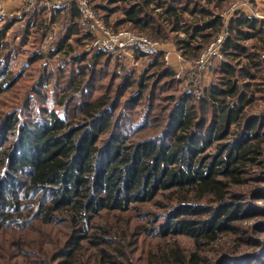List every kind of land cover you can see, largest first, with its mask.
Masks as SVG:
<instances>
[{
	"label": "trees",
	"instance_id": "1",
	"mask_svg": "<svg viewBox=\"0 0 264 264\" xmlns=\"http://www.w3.org/2000/svg\"><path fill=\"white\" fill-rule=\"evenodd\" d=\"M234 1L93 9L194 63ZM69 7L0 19V264H264V212L248 204L264 200L261 22L231 18L219 79L202 89L161 56L111 71Z\"/></svg>",
	"mask_w": 264,
	"mask_h": 264
},
{
	"label": "built area",
	"instance_id": "2",
	"mask_svg": "<svg viewBox=\"0 0 264 264\" xmlns=\"http://www.w3.org/2000/svg\"><path fill=\"white\" fill-rule=\"evenodd\" d=\"M20 5L12 13L8 9H5V5L0 0V19L5 20L13 15L21 16L23 13L36 14L42 9L47 10L49 14L60 9H68L71 4L77 6L79 13V21L82 26L93 35V41L86 47V51L90 54L106 52L112 55L127 54L132 58L133 65L138 66L136 55L140 54L145 58L163 57L165 63L173 68L171 63L170 52L162 47V43L152 40L145 36H140L132 31L119 30L116 31L112 27L106 26L102 17L93 9L89 0H19ZM249 0H236L229 9L222 14L221 18L224 20V28L220 35L210 43L206 49L202 52L200 57L191 63L194 64L200 73L207 72L220 64L224 60V45L229 38V22L231 18L238 14H245L251 17H255L264 26V11L253 10L251 8ZM55 32L50 33L42 45V50L50 45L55 40ZM118 56V55H117ZM177 58L180 62V66L174 70L176 72L177 79H184L186 76V65L182 60V57L177 53ZM261 61L264 66V50L261 53ZM184 63V64H183ZM189 64V63H188Z\"/></svg>",
	"mask_w": 264,
	"mask_h": 264
},
{
	"label": "rangeland",
	"instance_id": "3",
	"mask_svg": "<svg viewBox=\"0 0 264 264\" xmlns=\"http://www.w3.org/2000/svg\"><path fill=\"white\" fill-rule=\"evenodd\" d=\"M251 3V8L249 9H253V10H262L264 11V0H249ZM7 2H9V5L12 6L14 3H15V6L13 5L11 7V9H8L5 5V2H4V5H5V9H8L9 12H13L14 10H16L17 7H19V5L21 4L19 0H7ZM94 2V3H93ZM100 2V0H93L91 1V4L92 6H96V4ZM230 7V6H229ZM229 7L225 10H223L221 13L227 11L229 9ZM103 14V13H102ZM115 23L114 19H112L110 25L111 27H113V24ZM262 25V28L264 29V26H263V23H261ZM125 28H122V30H124ZM146 37V36H145ZM256 41L255 40H251V41H248L246 44L247 46H253L254 44H258V45H261V42L259 43H255ZM168 45H173L172 43H163L161 46L164 47V48H167ZM176 50V49H175ZM118 55V56H117ZM90 56H92V54H90ZM110 56H112V59L110 60V66H109V69L111 71L114 70L115 68V65L118 64L119 66H125L126 67V71H130V70H133V69H137L138 71L140 70L139 68V65H140V60L138 61V66H135L133 65V61H132V58L130 56H128L127 54H122L121 56H119V54H116L115 56L110 54ZM20 58V56L18 55V59ZM157 58V57H156ZM144 60H146L145 58L144 59H141V62H143ZM53 62H55L54 64L57 63V57H55V59H53ZM23 63L21 64H18L17 63V60H12L11 62V67L13 68V70L17 71V70H20V66L22 65ZM184 64V63H183ZM186 66V75H190V77L193 76V78L200 84L201 88L203 89L204 87L206 86H209L211 82H214V81H218L219 79V76L216 72V70L218 69H215V68H212L210 69L209 71L207 72H203V73H200L198 71V68H196L194 66V64L191 66V63L189 62V64H185ZM123 66V67H124ZM125 70V69H124ZM136 70V71H137ZM135 71V70H134ZM13 91H11L10 93H12ZM8 93V94H10ZM22 93H24V91H22ZM98 94V93H97ZM18 102H15V103H9L11 107L9 108H4L6 111H8L9 109H13V108H16L18 104ZM256 106L258 107V109H262L264 110V104L260 101H258L256 103ZM248 204L251 205V208L257 212H264V200L263 199H260V200H257V201H250ZM263 221L261 219H251L249 221H246L244 223V226L247 227V226H257L258 223H262ZM225 241H228L226 240V238L224 239ZM223 241V242H225ZM11 251L13 254L17 255L18 254V251H16L15 249H12L11 248ZM16 261H14L13 263H15ZM12 263V264H13Z\"/></svg>",
	"mask_w": 264,
	"mask_h": 264
},
{
	"label": "crops",
	"instance_id": "4",
	"mask_svg": "<svg viewBox=\"0 0 264 264\" xmlns=\"http://www.w3.org/2000/svg\"><path fill=\"white\" fill-rule=\"evenodd\" d=\"M17 1V0H16ZM2 2L4 3L5 2V5H6V7L8 8V9H11V7L14 5L15 6V3L12 5V6H10L9 5V2H7V0H2ZM169 52H170V54H171V63H172V65H173V68L175 69L176 67H179L181 64H180V62H179V60H178V58H177V52H176V50H175V47L173 46V45H168L167 46V48H166ZM172 68V69H173Z\"/></svg>",
	"mask_w": 264,
	"mask_h": 264
}]
</instances>
